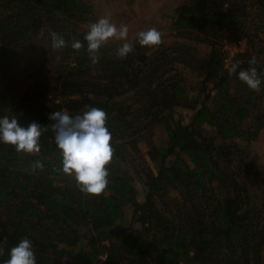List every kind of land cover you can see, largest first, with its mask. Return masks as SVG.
<instances>
[{
	"label": "trees",
	"instance_id": "1",
	"mask_svg": "<svg viewBox=\"0 0 264 264\" xmlns=\"http://www.w3.org/2000/svg\"><path fill=\"white\" fill-rule=\"evenodd\" d=\"M98 20L90 0H0V119L46 128L39 153L0 142V264L25 238L37 264H264V176L250 149L264 131V0H185L173 40L129 41L123 59L124 42L108 41L93 64L84 37ZM52 32L67 46L53 48ZM233 40L244 49L228 60ZM251 67L259 92L238 77ZM92 107L114 149L98 196L62 172L49 119Z\"/></svg>",
	"mask_w": 264,
	"mask_h": 264
},
{
	"label": "clouds",
	"instance_id": "2",
	"mask_svg": "<svg viewBox=\"0 0 264 264\" xmlns=\"http://www.w3.org/2000/svg\"><path fill=\"white\" fill-rule=\"evenodd\" d=\"M52 47L62 49L67 46L63 37L50 33ZM129 28L127 25L112 23L108 18H100L92 23L84 37L87 51L93 64L98 62L99 49L109 39L124 41L118 48L117 55L123 59L133 51V44L128 41ZM163 33L156 28H149L137 34L141 46L154 47L162 43ZM84 45L79 41L71 43V48L80 50ZM256 63L255 59L249 62ZM238 64L228 67L229 75L237 73ZM241 81L254 91H260L261 80L255 67L241 70L238 73ZM52 131L55 133V143L62 155V172L73 176L81 192L89 195H100L108 186L109 172L107 165L113 159L114 149L111 145L112 134L106 127L107 114L104 110L92 107L82 115L70 116L67 112H55L49 116ZM42 128L32 122L27 127L20 125L16 118L7 116L0 119V142L14 146L17 153L33 154L40 152L39 138ZM35 166L42 169L39 161ZM4 264H37L32 248V242L25 238L10 250V258Z\"/></svg>",
	"mask_w": 264,
	"mask_h": 264
},
{
	"label": "rangeland",
	"instance_id": "3",
	"mask_svg": "<svg viewBox=\"0 0 264 264\" xmlns=\"http://www.w3.org/2000/svg\"><path fill=\"white\" fill-rule=\"evenodd\" d=\"M184 1L185 0H90V3L93 5L99 19L102 17L108 18L112 23L116 24L117 27L122 24L127 25L129 28L128 41H138L137 34L149 28H156L163 33L162 41H170L175 38L171 27L174 12ZM109 41L124 42L116 39H109ZM196 46L200 51L204 52L210 49L207 45L196 44ZM242 48L244 49L243 45ZM39 58L40 57H38L39 64H42L43 61L41 62ZM43 65L45 68L47 67L46 63ZM174 112L178 120L180 119L188 123L193 111L178 106L174 108ZM153 135L157 143L163 145L167 144L168 135L162 127H157ZM250 149L260 157L261 171L264 176V131L261 133L259 139L251 145ZM141 161L145 166L150 163L149 157L146 154L141 155ZM140 188L141 190L144 189L142 183Z\"/></svg>",
	"mask_w": 264,
	"mask_h": 264
},
{
	"label": "built area",
	"instance_id": "4",
	"mask_svg": "<svg viewBox=\"0 0 264 264\" xmlns=\"http://www.w3.org/2000/svg\"><path fill=\"white\" fill-rule=\"evenodd\" d=\"M242 40L228 41L226 42V50L228 51L229 58L233 56L238 50H242ZM105 260V256L101 258V261Z\"/></svg>",
	"mask_w": 264,
	"mask_h": 264
}]
</instances>
